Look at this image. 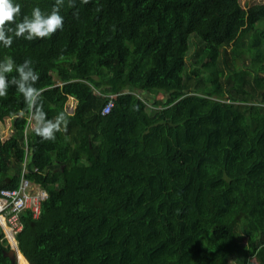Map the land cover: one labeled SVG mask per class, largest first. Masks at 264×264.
Wrapping results in <instances>:
<instances>
[{
	"label": "trees",
	"instance_id": "obj_1",
	"mask_svg": "<svg viewBox=\"0 0 264 264\" xmlns=\"http://www.w3.org/2000/svg\"><path fill=\"white\" fill-rule=\"evenodd\" d=\"M72 3L50 38L0 47L68 118L42 140L19 91L0 97V190L24 167L47 193L19 214L22 264H264V2ZM9 249L0 228V264Z\"/></svg>",
	"mask_w": 264,
	"mask_h": 264
},
{
	"label": "clouds",
	"instance_id": "obj_2",
	"mask_svg": "<svg viewBox=\"0 0 264 264\" xmlns=\"http://www.w3.org/2000/svg\"><path fill=\"white\" fill-rule=\"evenodd\" d=\"M64 2L65 0H54L50 10L35 6L30 13H22V5L18 0H0V47L11 48L13 41L20 38L27 41L50 38L63 28L61 8ZM83 2L87 3V0ZM39 78L40 74L30 58L21 63H17L10 55L0 58V97H6L10 88L18 90L26 104L34 109L35 135L42 140L54 141L62 126L66 130L68 118L63 112L54 119L47 117L40 105L42 92L36 87ZM17 248L15 239L14 249Z\"/></svg>",
	"mask_w": 264,
	"mask_h": 264
},
{
	"label": "built area",
	"instance_id": "obj_3",
	"mask_svg": "<svg viewBox=\"0 0 264 264\" xmlns=\"http://www.w3.org/2000/svg\"><path fill=\"white\" fill-rule=\"evenodd\" d=\"M112 106L108 100L102 107L101 113L106 114ZM22 169L18 186L0 190V228L6 241L14 248L15 234L21 228L19 214L25 208H30L34 216L39 212L40 202L46 198V191L25 177ZM36 170V167H34Z\"/></svg>",
	"mask_w": 264,
	"mask_h": 264
},
{
	"label": "rangeland",
	"instance_id": "obj_4",
	"mask_svg": "<svg viewBox=\"0 0 264 264\" xmlns=\"http://www.w3.org/2000/svg\"><path fill=\"white\" fill-rule=\"evenodd\" d=\"M260 2H264V0H240V3H241V5L243 6V7H247V6H249V5H251V4H253V3H260ZM262 23L264 22V19H263V21H261ZM249 35L247 36V41L248 40H250V39H252L254 36H256L257 35V31H251V32H249L248 33ZM246 39V38H245ZM191 42V41H190ZM234 48V50L237 48L236 46H234V45H230L229 47H226V52L229 54V53H231V50ZM240 50V48L238 49V50H236L237 52ZM242 57H244L245 58V61L244 62H240V59L241 58H239L238 57V55H235L234 56V58H236L237 60H238V62H237V66H243L245 63H246V61L249 59V57H248V55L246 54V53H244V52H242ZM157 96H156V98H163V93H157L156 94ZM147 96V95H146ZM147 98L149 99V101H148V103H149V105L147 106V110L150 112V113H152L154 110H155V108H154V106L153 105H151L152 104V101H153V99H151L150 97H148L147 96ZM70 103L71 104H69V105H67V109H69V106L71 105H73V100L72 101H70ZM7 124H8V122H6ZM5 123V124H6ZM4 124V130L2 131V134H0V136H3V137H5L7 134H9L10 133V129H9V124L6 126ZM30 125L32 126V125H35V119H34V116L33 117H31V120H30ZM251 260H254L253 258H251ZM16 262H17V264H19V261H17L16 260ZM21 264V263H20Z\"/></svg>",
	"mask_w": 264,
	"mask_h": 264
},
{
	"label": "water",
	"instance_id": "obj_5",
	"mask_svg": "<svg viewBox=\"0 0 264 264\" xmlns=\"http://www.w3.org/2000/svg\"><path fill=\"white\" fill-rule=\"evenodd\" d=\"M17 250H18V248H17ZM17 250L10 247V249L8 251H6V253L4 255H7L11 259V261L14 262L16 260V257H17L16 256Z\"/></svg>",
	"mask_w": 264,
	"mask_h": 264
},
{
	"label": "crops",
	"instance_id": "obj_6",
	"mask_svg": "<svg viewBox=\"0 0 264 264\" xmlns=\"http://www.w3.org/2000/svg\"><path fill=\"white\" fill-rule=\"evenodd\" d=\"M18 261H19V264H20V263L22 264V255H21V254L19 255V259H18Z\"/></svg>",
	"mask_w": 264,
	"mask_h": 264
},
{
	"label": "bare ground",
	"instance_id": "obj_7",
	"mask_svg": "<svg viewBox=\"0 0 264 264\" xmlns=\"http://www.w3.org/2000/svg\"><path fill=\"white\" fill-rule=\"evenodd\" d=\"M16 255H17V261H18V259H19V255H20V252L17 251V252H16Z\"/></svg>",
	"mask_w": 264,
	"mask_h": 264
}]
</instances>
